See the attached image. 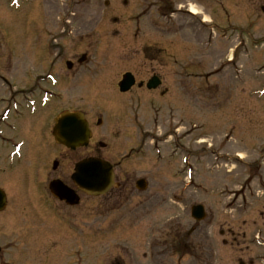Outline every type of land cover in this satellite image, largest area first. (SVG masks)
<instances>
[{"label":"rangeland","instance_id":"obj_1","mask_svg":"<svg viewBox=\"0 0 264 264\" xmlns=\"http://www.w3.org/2000/svg\"><path fill=\"white\" fill-rule=\"evenodd\" d=\"M262 4L0 0V97L8 93L1 77L20 100L42 76L43 39L55 37L51 52L64 60L75 45L88 52L78 88L58 89L63 97L54 107L94 119L96 138L106 144L100 158L118 177L147 184L114 207L86 198L66 209L42 197V252L30 250L29 264H264ZM125 73L138 81L157 76L162 85L156 93L136 85L123 97ZM29 94L36 112L25 109L23 118H42ZM4 108L0 103V113ZM67 162L65 178L73 168ZM196 205L206 212L201 222L190 215Z\"/></svg>","mask_w":264,"mask_h":264},{"label":"flooded vegetation","instance_id":"obj_2","mask_svg":"<svg viewBox=\"0 0 264 264\" xmlns=\"http://www.w3.org/2000/svg\"><path fill=\"white\" fill-rule=\"evenodd\" d=\"M256 4L258 5L259 2ZM236 5L240 4L236 3ZM235 7L234 9H236ZM259 7L264 12V5ZM68 33L71 34V31L68 30ZM250 38L247 37L248 40ZM54 40L55 37L53 40L51 37L50 41L42 40V76L35 80L31 90L26 93L21 92L20 100H16L14 90L11 87L13 84L1 77L2 84L8 93L6 97H0L1 105H5L0 113V190L5 197V208L0 211V264H29L27 255L30 250L35 249L42 252V197L46 198L44 203L47 201L49 203L54 202L66 209L76 208L86 198L89 200L98 199L79 191L73 185L70 177L75 165L81 160L100 158L98 151L106 149V144L96 138L97 132L93 128L94 119L89 118L84 111L73 108L55 109L54 107V104L60 102L59 100L63 97L58 89L69 88V90L74 91L78 88L79 70L87 62L88 52L77 53V46L75 45L71 50L72 55L69 59L64 60L62 52L58 54L51 52ZM135 82L137 90H147L145 88L147 79L138 81L135 78ZM143 82L145 84L140 86ZM135 86L128 93L120 95L128 96ZM158 90L147 91L156 93ZM28 93L30 96L36 94V96H32L36 97L34 101L38 103L37 107L42 111V118H23L25 115L22 112L25 109L29 110L30 115L36 112L35 107L33 110L29 107L31 99L26 98ZM161 94L163 97L165 96L164 92ZM48 106L50 113L47 115ZM52 106L53 109H51ZM64 112H81L84 115L92 133L86 147L71 150L56 144L53 136L55 121ZM95 121L96 128H101L102 124L97 125L98 121L102 122L101 118L95 117ZM166 124L169 125L170 121L161 122L160 126H165L167 132L168 126ZM176 130L178 131L177 128ZM101 143L104 144V147H101ZM50 151H54V154L50 155L51 158L49 159L47 153ZM71 154H76L78 158L72 161L68 157ZM64 157L68 161L67 164H73L71 173L67 175V178L61 170V160ZM111 165L114 173L113 185L104 196L99 197L104 208L110 205L117 206L127 193L133 196L135 192H138L136 188L138 180L118 177L114 164ZM42 171L44 172L42 173ZM54 181H60L73 190L79 198L78 205L71 207L65 202L56 200L49 191V185ZM92 208L94 207L92 206ZM189 231L191 233L194 229H189ZM228 234L232 239L231 244L238 248L239 246L236 245L238 238L234 236L235 233L228 230ZM219 235L223 236L224 232L220 231ZM221 243L227 244L226 240ZM185 250H189V248L185 247ZM237 253L242 254L241 252ZM118 259L119 261L123 260L120 257ZM108 264L111 262L109 261ZM238 264L244 263L239 262ZM248 264L253 263L249 261Z\"/></svg>","mask_w":264,"mask_h":264},{"label":"water","instance_id":"obj_3","mask_svg":"<svg viewBox=\"0 0 264 264\" xmlns=\"http://www.w3.org/2000/svg\"><path fill=\"white\" fill-rule=\"evenodd\" d=\"M134 78L131 74H125L119 83V91L121 93L128 92L134 86ZM160 85L158 78L153 77L147 84L149 90L156 89ZM100 123V122H98ZM55 141L75 150L79 147H85L91 137L88 125L82 114L63 113L56 120L54 132ZM112 167L107 162L99 159H86L78 163L74 168L71 177L74 185L88 196H103L113 183ZM137 189L143 191L145 182L140 180L136 184ZM51 195L59 201L65 202L69 206H76L79 198L76 194L64 186L61 182H52L49 186ZM5 208V197L0 191V211ZM192 219L200 222L205 219V213L202 206H194L191 209Z\"/></svg>","mask_w":264,"mask_h":264},{"label":"bare ground","instance_id":"obj_4","mask_svg":"<svg viewBox=\"0 0 264 264\" xmlns=\"http://www.w3.org/2000/svg\"><path fill=\"white\" fill-rule=\"evenodd\" d=\"M189 12L192 15H197L198 14L195 9H190ZM239 158H241V157H239Z\"/></svg>","mask_w":264,"mask_h":264}]
</instances>
